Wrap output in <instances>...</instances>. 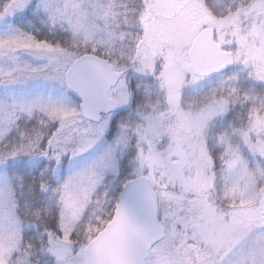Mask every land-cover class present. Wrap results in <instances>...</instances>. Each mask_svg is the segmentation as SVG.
<instances>
[{
    "label": "snow or ice",
    "instance_id": "obj_1",
    "mask_svg": "<svg viewBox=\"0 0 264 264\" xmlns=\"http://www.w3.org/2000/svg\"><path fill=\"white\" fill-rule=\"evenodd\" d=\"M0 264H264V0H0Z\"/></svg>",
    "mask_w": 264,
    "mask_h": 264
}]
</instances>
